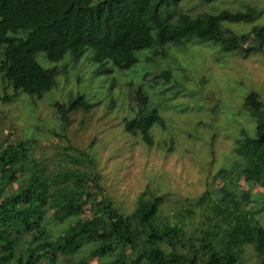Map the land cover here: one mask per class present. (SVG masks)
<instances>
[{
    "label": "trees",
    "instance_id": "trees-1",
    "mask_svg": "<svg viewBox=\"0 0 264 264\" xmlns=\"http://www.w3.org/2000/svg\"><path fill=\"white\" fill-rule=\"evenodd\" d=\"M182 1L0 0V77L13 90L5 100L11 103L21 95L41 99L55 88L56 69L44 68L37 60L39 54L58 63L69 54L78 62L89 53L87 61L98 65L94 74L100 75L112 70L109 64L120 71L132 69L140 51L159 48L166 55V47L193 39L220 45L226 53L264 52V27L242 36L224 29V23L254 24L263 12L248 8L193 18L181 12ZM161 76L169 78L170 73ZM138 97L142 107L137 117L125 119V130L141 135L151 147V130L156 124L164 126V120L156 109H149L146 94L139 91ZM244 106L257 120L256 132L237 142L235 153L241 163L220 170L226 183L220 201L210 193L199 199L206 218L198 246L193 236L187 238L183 224L161 217L164 196L142 195L128 215L107 197L99 200L100 175L84 151L67 155L74 167L55 173L34 157V141L0 148V264H59L71 260L85 245L94 247L91 258L77 264H93L95 258L101 264L113 254L111 264H236L233 249L245 245L264 264V226L256 217L260 209L248 208L251 192L239 196L231 191L242 176L248 185L264 188V103L252 92ZM55 107L66 127L71 113H88L93 105L85 95H78ZM87 165L90 169L84 170ZM88 209L93 214L84 217ZM185 213L193 211L185 209L179 215ZM52 222L66 225L55 239L49 232Z\"/></svg>",
    "mask_w": 264,
    "mask_h": 264
},
{
    "label": "rangeland",
    "instance_id": "rangeland-1",
    "mask_svg": "<svg viewBox=\"0 0 264 264\" xmlns=\"http://www.w3.org/2000/svg\"><path fill=\"white\" fill-rule=\"evenodd\" d=\"M248 8L263 12L254 24L224 23V29L238 36L264 27V0L181 2V12L193 18ZM166 50V55L159 48L140 51L139 62L132 69L120 71L109 64L112 70L100 75L94 74L98 65L87 61L89 53L78 62L69 54L58 63L39 54L38 62L46 69H56L57 75L55 88L41 99L21 95L7 102L5 98L13 95V90L0 77V148L20 140L34 141V157L55 173L66 166L74 167L67 155L78 156L76 150L84 151L100 175L102 189L96 190L101 193L99 200L107 197L120 213L128 215L142 195L164 196L161 217L183 224L187 238L193 236L198 246L206 218L197 204L199 199L210 193L214 201H220L226 185L220 170L241 163L235 153L237 142L255 135L257 120L244 102L256 92L264 103V52L249 56L226 53L220 45L195 39ZM166 71L169 78L161 76ZM139 91L148 96L149 109H156L164 120V126L156 124L151 130V147L141 135L125 130V119L137 117L142 107ZM78 95H85L93 108L88 113H71L69 125L63 127L55 104H68ZM71 147L75 150H66ZM231 191L239 196L251 192L248 208L260 209L256 217L264 226V188L248 185L242 176ZM189 208L192 214L179 215ZM92 214L88 209L84 217ZM49 229L55 239L64 233L66 225L52 222ZM92 249V245H85L71 260L59 264L89 259ZM233 250L236 264H259L251 246ZM115 258L113 254L100 263L111 264ZM92 263L98 264V259Z\"/></svg>",
    "mask_w": 264,
    "mask_h": 264
}]
</instances>
